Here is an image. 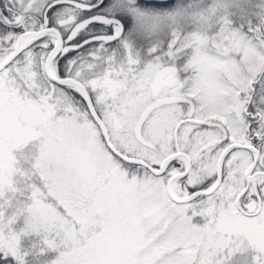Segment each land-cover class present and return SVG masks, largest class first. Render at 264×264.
I'll use <instances>...</instances> for the list:
<instances>
[{
	"label": "snow or ice",
	"instance_id": "snow-or-ice-1",
	"mask_svg": "<svg viewBox=\"0 0 264 264\" xmlns=\"http://www.w3.org/2000/svg\"><path fill=\"white\" fill-rule=\"evenodd\" d=\"M0 264H264V0H0Z\"/></svg>",
	"mask_w": 264,
	"mask_h": 264
}]
</instances>
